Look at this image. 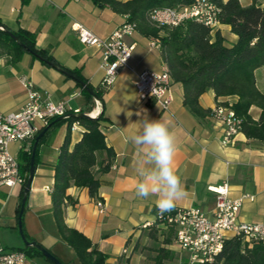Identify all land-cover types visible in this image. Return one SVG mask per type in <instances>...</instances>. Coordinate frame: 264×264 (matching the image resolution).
I'll return each instance as SVG.
<instances>
[{
	"label": "crops",
	"instance_id": "0c3cea01",
	"mask_svg": "<svg viewBox=\"0 0 264 264\" xmlns=\"http://www.w3.org/2000/svg\"><path fill=\"white\" fill-rule=\"evenodd\" d=\"M126 2L128 0H118ZM247 1L245 6L249 5ZM243 6V5H242ZM126 17L99 9L87 0H0V27L9 31L23 29L35 36L38 50L46 52L55 63L79 74L94 90L102 93L101 101L88 100L81 87L46 63L33 59L28 53L12 63L9 56L0 57V112L16 113L27 100L21 80L48 95L53 103L67 101L71 110L102 114L101 132L106 146L113 152L111 168L98 176V196L101 206L93 201L87 189L70 187L66 195L75 201L64 207V222L106 255L105 264H186L187 254L175 245L171 232L143 225L153 223L158 213L155 196L147 199L135 195L140 180L138 168L141 154L130 143L145 115L149 119L168 122L176 139L174 167L186 195L175 202L174 208H195L210 215L215 196L208 188L227 182L231 199H242L238 220L247 224L264 225V145L247 139L242 133L228 145H222L223 131L212 116L196 118L182 105V86L172 84L173 101L168 111L154 103L138 100L133 86L136 74L167 70L159 48L152 39L137 31L124 39L133 47L126 67L119 70L108 89L101 86L104 71L100 68L103 51L82 45L73 25H81L101 39L126 23ZM226 45L236 37L229 27L218 25ZM262 68V67H261ZM258 90L264 93V81ZM236 97L215 99L212 90L199 98V105L212 111L216 103L234 104ZM250 116L257 120L260 110L251 107ZM83 133V128L70 133V149ZM66 134V125L48 131L37 147L36 165L25 207L21 217L22 231L28 242H35L51 253L62 264H80L74 251L61 240L51 213L50 190L59 148ZM18 154V144L10 146ZM105 153L97 154V163L105 160ZM98 167H96L97 169ZM20 186L0 187V249H20L17 207ZM101 208V209H100ZM173 208V209H174ZM166 229V228H165ZM162 251V252H160ZM185 254V255H184ZM27 264H50L43 257L34 256Z\"/></svg>",
	"mask_w": 264,
	"mask_h": 264
},
{
	"label": "trees",
	"instance_id": "16d2710c",
	"mask_svg": "<svg viewBox=\"0 0 264 264\" xmlns=\"http://www.w3.org/2000/svg\"><path fill=\"white\" fill-rule=\"evenodd\" d=\"M87 1L99 9L108 8L111 12L126 17V22L133 24L140 35L157 40L161 59L173 83L182 86V105L191 114L196 118L211 116L210 110L199 105L200 96L208 90L213 91L216 100L236 97L237 101L231 104V108L241 121V133L247 139L264 145V93L258 90L255 82V71L264 67V0H251L247 6H242L239 0H207L218 11V23L229 27L230 33L236 37L231 45L224 43L218 30H212L193 19L186 20L176 27H156L148 19L153 10L177 9L190 5L192 0ZM8 32L16 37L17 42ZM25 53L30 54L33 59H36L35 55H39L56 64L51 56L36 48L33 34L23 29L0 30V57L9 56L11 62L15 63ZM67 71L83 81L101 101L100 91L92 89L77 72ZM81 93L88 100H93L84 89H81ZM216 105L227 104L217 102ZM251 107L260 110L257 120L249 114ZM103 120L102 114L95 119H52L37 145L38 147L41 144L50 129L66 125V134L54 166L53 185L50 190L51 213L61 240L74 251L80 264H105L106 255L98 251L83 234L65 224L64 207L66 204H75V201L66 195V190L70 187L87 189L93 201L97 204L102 202L98 196V176L110 169L114 156L106 146L100 129ZM73 123L81 126L83 133L80 140L70 149V127ZM32 146L29 151H19L17 154L19 175L22 178L17 207V218L20 222L23 213L21 198L28 177ZM101 153H105L106 158L97 163V154ZM36 157L37 149L34 166ZM153 227L164 230L162 234L169 237V230L158 221L155 220ZM24 236L28 241L25 234ZM11 250L23 252L28 260L34 256L43 257L34 247L24 246ZM160 261L161 257H157L156 262L159 264ZM214 264H264V241H254L247 245L237 238L227 240Z\"/></svg>",
	"mask_w": 264,
	"mask_h": 264
},
{
	"label": "built area",
	"instance_id": "2783aa9c",
	"mask_svg": "<svg viewBox=\"0 0 264 264\" xmlns=\"http://www.w3.org/2000/svg\"><path fill=\"white\" fill-rule=\"evenodd\" d=\"M217 14V9L207 0H192L190 5L177 9L153 10L148 19L156 27H176L193 19L215 30L219 25ZM72 30L76 32L82 45L103 51L100 68L104 71V78L101 86L108 89L119 70L127 65L133 47L125 44L124 39L136 32L135 26L126 22L105 39L98 38L81 25H73ZM152 41L151 45L159 48L157 40ZM172 84L167 70L145 71L136 74L133 79L138 100L144 104L152 102L162 111H168L172 104ZM21 85L27 91L25 104L16 113L0 112V187L7 189L20 186L22 182L17 155L10 152V146L16 143L18 152L29 151L36 136L48 126L50 120L78 113L77 110H71L67 101L53 103L48 95L37 91L24 79L21 80ZM226 104L216 105L211 111V116L223 131L222 145L231 144L234 137L241 133L240 119L235 116L231 104ZM96 117L97 115L91 118ZM77 126V123H73L70 133L75 132ZM208 190L215 196L210 215L195 208H174L163 215L159 212L156 214L155 220L171 231L175 245L187 254L186 264H214L225 242L230 239L237 238L247 245L254 241H264V225L247 224L238 220L242 199L230 198L227 182ZM154 222L145 224L142 228L152 227ZM28 261L21 251L0 249V264H27Z\"/></svg>",
	"mask_w": 264,
	"mask_h": 264
},
{
	"label": "clouds",
	"instance_id": "9594fccd",
	"mask_svg": "<svg viewBox=\"0 0 264 264\" xmlns=\"http://www.w3.org/2000/svg\"><path fill=\"white\" fill-rule=\"evenodd\" d=\"M129 141L142 157L135 195L143 199L157 197L156 207L160 215L171 211L175 202L186 193L174 167L176 139L168 122L149 119L145 115L139 130L129 137Z\"/></svg>",
	"mask_w": 264,
	"mask_h": 264
},
{
	"label": "water",
	"instance_id": "95a60500",
	"mask_svg": "<svg viewBox=\"0 0 264 264\" xmlns=\"http://www.w3.org/2000/svg\"><path fill=\"white\" fill-rule=\"evenodd\" d=\"M0 30H4V28L3 27H0ZM8 33H9V36L14 41L17 42L16 37L12 33H10V32H8ZM35 57L39 61H42V62L46 63L47 65L51 66L52 68L56 69L58 72H60L64 76L73 79L82 89H84L90 96H92L96 102H99V100L96 98V95L94 94V92L90 88H88L83 81H81L79 79H76L67 70L59 67L58 65L54 64L53 62L48 61V60H46L45 58H43V57H41L39 55H35ZM72 117L93 119L88 114L76 113V114H68L65 117H58L57 118V121H61V120H64V119H67V118H72ZM48 128L49 127H46L45 129H43L36 136V138L34 140V143H33V146H32V149H31V160H30V165H29L28 177H27V180H26V183H25V186H24V189H23V193H22V198H21V213L23 212L24 205H25V202H26V198H27V195L29 193V190H30V187H31V183H32V179H33V175H34V158H35V152H36V149H37V145H38V142L41 139V137L48 130ZM18 232H19V235H20V237H21V239H22V241L24 243V246H26V247H34L35 249H37L43 255L44 258H46L48 261H50L53 264H62L51 253H49L47 250H45L44 248H42L40 245L36 244L35 242L29 243L26 240V238H25V236L23 234V231H22V227H21L20 220L18 221Z\"/></svg>",
	"mask_w": 264,
	"mask_h": 264
},
{
	"label": "rangeland",
	"instance_id": "374dc122",
	"mask_svg": "<svg viewBox=\"0 0 264 264\" xmlns=\"http://www.w3.org/2000/svg\"><path fill=\"white\" fill-rule=\"evenodd\" d=\"M247 1L249 0H239L240 4L245 6V4L247 3ZM257 82H258V86L261 88L262 86V81H264V67H262L258 72H257ZM22 245L24 244L23 241L21 243ZM185 255V254H184Z\"/></svg>",
	"mask_w": 264,
	"mask_h": 264
},
{
	"label": "bare ground",
	"instance_id": "6f19581e",
	"mask_svg": "<svg viewBox=\"0 0 264 264\" xmlns=\"http://www.w3.org/2000/svg\"><path fill=\"white\" fill-rule=\"evenodd\" d=\"M90 116L94 118L96 116V112H92Z\"/></svg>",
	"mask_w": 264,
	"mask_h": 264
}]
</instances>
